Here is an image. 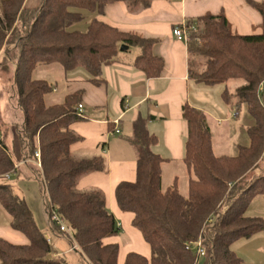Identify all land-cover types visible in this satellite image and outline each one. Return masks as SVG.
Listing matches in <instances>:
<instances>
[{"label": "trees", "instance_id": "16d2710c", "mask_svg": "<svg viewBox=\"0 0 264 264\" xmlns=\"http://www.w3.org/2000/svg\"><path fill=\"white\" fill-rule=\"evenodd\" d=\"M116 2H124L131 11L150 5V0H37L28 6L26 0H0V70L13 69L11 91L23 112L17 148L24 163L30 162L29 176L38 181L49 228L80 250L83 264H198L193 246L198 240L204 250L200 264H242L231 244L264 231V217L246 214L252 199L264 196V32L231 33L223 11L186 22L188 76L205 84L240 81L235 103L245 104L253 120L246 127L249 143L239 145L236 155H215L209 116L183 103V162L189 175L183 195L176 179L162 188V164L167 159L152 150L158 138L147 128L151 116L138 115L127 138L136 152L135 178L119 182L114 196L120 210L132 214L131 224L149 245L150 255L129 251L119 263L118 242L106 239L118 236L120 226L106 207L104 193L77 188L82 175L107 172L102 155L80 157L71 151L81 139L71 125L85 118L77 110L81 93L47 103L53 86L32 77L37 65L56 63L66 71L83 68L88 80L99 85L104 82L103 66L116 60L121 45L138 48L133 65L145 77L161 76L165 61L153 53L156 38L118 29L95 16ZM246 2L264 19V0ZM84 12L95 14L86 28L69 30ZM224 96H229L226 90ZM261 161L262 173L252 177ZM6 174H16L18 180L29 177L16 167L0 140V206L10 228L27 239L19 244L0 237V264H63L53 256V246L26 200L12 191ZM52 210L65 221L67 232L52 220Z\"/></svg>", "mask_w": 264, "mask_h": 264}, {"label": "crops", "instance_id": "0c3cea01", "mask_svg": "<svg viewBox=\"0 0 264 264\" xmlns=\"http://www.w3.org/2000/svg\"><path fill=\"white\" fill-rule=\"evenodd\" d=\"M221 11L224 12L229 31L233 34L264 32L263 17L246 0H150L148 7L138 11H131L124 2L108 4L103 13L95 15L98 19L121 30L156 38L153 53L165 61V68L161 76L145 77L133 65L138 48L128 46L127 49H120L114 62L103 66V83L98 85L89 81V77L84 76L80 71L70 76L64 71L61 74L63 86L58 88L52 85L51 94L60 95L62 98L65 94L75 91L81 93L85 118L71 125V128L81 137L71 146L72 153L80 157H91L99 154V149L102 154H107V172H91L82 175L77 181V188L80 190H101L105 195L107 209L109 208L115 219H120L119 226H124L128 232L131 231L132 234H135V238L141 242L139 245L141 244L145 248L144 254H146L145 251H148V247L138 239V234L134 231L131 224L132 214L120 210L114 196V189L119 182L132 181L135 178L136 152L127 139L131 135L132 122L138 115L151 116L147 121V128L158 138L152 150L167 159L162 164V186L164 174L168 172L169 184H172L176 179L179 191L185 190L180 187L179 182L183 178L184 182L188 184L189 178L183 162L184 142L181 137L186 134V122L181 115L182 104L187 102L203 110L209 116L210 121L214 120L220 123L218 120L223 118L208 97H192L191 91L193 89L202 90V87L193 84V79L188 76L186 42L178 40L173 35L172 28L183 22H194L201 15L217 14ZM90 14L91 17L94 15ZM238 84L240 82L235 83V87ZM118 105L120 107H117ZM110 106H115L114 115L119 113L116 125L109 116ZM249 121L251 119H247V123ZM115 126L119 129L118 133L114 132ZM121 132L126 133L125 139L114 137L120 135ZM111 137L112 141H110ZM0 140L6 145L8 152L16 162V167L18 166L20 171L29 176L30 169L27 163L30 162L25 164L21 159L17 141L12 143L2 139L1 136ZM103 143L105 149L101 151ZM181 157L182 160L177 162L176 160ZM178 165H180V173L174 169ZM27 179H32V177L29 176L20 182ZM169 184L165 188L171 185ZM34 190L39 198L38 184H35ZM38 203L37 208L39 207L42 220L44 218L43 224L49 226L40 200ZM246 214L264 217V196H255L249 204ZM44 235L53 246L54 257H60L58 250L63 254L72 251L71 247H67L66 236L57 233L58 238H55L53 242L50 236ZM0 237L19 244L27 242L21 233L10 228L9 216L8 225L0 227ZM106 241L117 242L115 237L108 238ZM231 249L241 257L242 264H245V259H248V264H264V231L257 232L249 238L234 241L231 244ZM118 262L122 263L123 261L118 260Z\"/></svg>", "mask_w": 264, "mask_h": 264}, {"label": "rangeland", "instance_id": "374dc122", "mask_svg": "<svg viewBox=\"0 0 264 264\" xmlns=\"http://www.w3.org/2000/svg\"><path fill=\"white\" fill-rule=\"evenodd\" d=\"M36 3L37 0H26V4L28 6H33ZM84 13H85L84 18L78 23L70 26L69 30H75V29L84 30L86 28L88 21L91 18L90 16L91 14L90 12H84ZM8 68L9 67L7 68L5 67V69L0 70V136L2 137V139L4 140L6 139L14 143L15 141H17L18 131L21 129V125L23 121V112L18 107L16 98L12 94L11 85H12L13 69L11 68L8 69ZM64 71L68 73V76L74 73H79L80 71L82 74H84V76L90 77L89 73L83 68H75L66 71L56 63H52L45 66L37 65L32 72V77L44 79L48 81L51 85L61 88L63 86V82H62L63 76H61V74H63ZM192 81L193 84H198L201 85L200 87H202L201 88L202 90L193 89L191 91L192 97L195 98L196 96L208 97L212 105L220 112L223 118L218 120L220 121V123H217L214 120L210 121V128L212 134V147L214 154L231 155V156L236 155L238 152L239 145H247L249 143V137L246 133V127L250 126L253 123V120L246 112L245 104H241L239 107H237L235 103L237 100V98L235 97V83L240 81L229 80L225 83H219V84H205L202 82H197L195 80ZM224 90H226L229 94L227 98H225L224 96ZM61 99L62 96L60 95L48 94L45 97V101L47 103L59 102ZM114 107L110 106L109 116L114 121H117L119 113H116L115 115L113 114V112L115 111ZM117 107H120V105H118ZM213 118L217 120L216 117ZM247 119H251V121L247 123ZM131 133H132V129H131ZM186 135L187 134L181 137L184 143H185ZM114 137L117 138L122 137L125 139L126 133L121 132L120 135ZM110 141H112V137ZM98 152L105 159H107V154L105 153L102 154L99 151V149ZM181 160L182 157L177 159L176 161L180 162ZM262 163L263 162L261 161L260 165L254 170V172L251 175L252 177L262 173ZM179 167L180 165L174 168L176 169L177 173H180ZM168 175L169 173L165 172L163 177V186H162L163 189H165V186L169 184ZM21 180L23 179H19V180L17 179L16 174H12L7 179V181L12 185V191L15 194H17L19 197L24 198L26 200L28 206L33 212L35 221L38 224L39 228L43 231L44 234L50 236L52 241L54 242V239L58 238L57 232L56 233L53 232L52 230H50L49 226L43 224L44 218L42 220L41 214L39 212V207L37 208V205H39L38 203L39 200H40V205L42 207V193L41 192L39 193V198H38V195L35 193L36 191L34 190V186L35 184H38V181L33 178L27 179L24 182H20ZM184 181L185 179L183 178L179 180L180 187H183L185 189L182 191L183 193L180 191L183 195L186 194V187H187V183ZM42 213L44 215L43 211ZM115 221L118 224L120 219H115ZM7 225H8V216L6 212L3 210V208L0 206V227L1 228L6 227ZM133 228L135 229L134 231H136L138 234V239H140L142 243L147 245L148 251H145L146 254H144L143 252L145 248L141 244L139 245V243L141 242H139L135 238V234H132L131 231L128 232L124 226L122 227L120 226L119 234L118 236L115 237L116 241L120 245L119 253H118V260L120 262L123 261L125 254L131 249L140 252L146 256L150 255V248L148 244L145 242V240L142 238L140 231L134 226ZM67 247H71V244L70 242H68V240H67ZM71 250L72 251L68 254H63L61 253V251L58 250V252H60L59 256L63 260V264H83L81 260L82 255L80 253V250L77 249L76 247L75 250H73L72 248ZM200 262L198 264H200ZM248 262H249L248 259H245V264H248Z\"/></svg>", "mask_w": 264, "mask_h": 264}, {"label": "built area", "instance_id": "2783aa9c", "mask_svg": "<svg viewBox=\"0 0 264 264\" xmlns=\"http://www.w3.org/2000/svg\"><path fill=\"white\" fill-rule=\"evenodd\" d=\"M186 29H187V23L183 22L181 24H176L173 26L172 28V33L173 35L178 39V40H184L186 41ZM77 110L79 112H83V105L82 104H78L77 105ZM115 125L118 124V120L114 122ZM114 132L118 133L119 129L118 127L115 126L114 128ZM36 156V164L37 166H40V161H39V154L38 152H36L35 154ZM5 177H9V174H6ZM52 215L51 218L52 220L59 226V229L63 232H67L68 231V227L65 223V221L58 215V213L55 210H52ZM193 246L196 248L198 254H199V259H198V263L200 262V260L202 259V256L204 255V250L201 246V242L198 240L195 243H193Z\"/></svg>", "mask_w": 264, "mask_h": 264}, {"label": "water", "instance_id": "95a60500", "mask_svg": "<svg viewBox=\"0 0 264 264\" xmlns=\"http://www.w3.org/2000/svg\"><path fill=\"white\" fill-rule=\"evenodd\" d=\"M127 47H128L127 45H121V46H120V49H121V50H124V49H127Z\"/></svg>", "mask_w": 264, "mask_h": 264}]
</instances>
